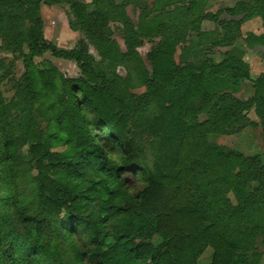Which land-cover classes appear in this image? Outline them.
Returning <instances> with one entry per match:
<instances>
[{
    "label": "trees",
    "instance_id": "trees-1",
    "mask_svg": "<svg viewBox=\"0 0 264 264\" xmlns=\"http://www.w3.org/2000/svg\"><path fill=\"white\" fill-rule=\"evenodd\" d=\"M41 3L69 4L68 26L84 38L69 49L46 39ZM184 8H200L199 1ZM226 12L232 18L219 22L221 35L197 23L193 43L182 39L184 28L172 17L145 13L135 24L115 0H0V49L23 65L10 78L12 96L0 90V163L27 177L25 195L12 205L22 241L16 256L0 248L3 264H68L60 233L70 242V264H201L207 247V264H262L264 163L208 135L247 125L264 133V72L250 78L233 55L210 57L253 17L263 31L248 33L244 43L264 46V0H236ZM201 18L218 19V12ZM109 22L121 25L124 50ZM157 36L147 68L136 47ZM45 52L73 61L79 74L66 76L47 59L35 62ZM1 61L0 86L14 59ZM249 79L253 94L236 97ZM250 109L258 122L248 118ZM46 112L54 124L42 131L35 113ZM133 177L141 183L130 192ZM76 226L88 244L71 238Z\"/></svg>",
    "mask_w": 264,
    "mask_h": 264
},
{
    "label": "rangeland",
    "instance_id": "rangeland-1",
    "mask_svg": "<svg viewBox=\"0 0 264 264\" xmlns=\"http://www.w3.org/2000/svg\"><path fill=\"white\" fill-rule=\"evenodd\" d=\"M84 1L89 2L90 0ZM186 1L187 0H115L116 3L123 5L126 16L135 24L138 22L139 18L141 19L142 15H145V13H148L146 19H150L153 16L172 17L178 22L179 26H183L182 28H184L182 39L185 37L186 41L193 43L199 39L196 31L192 29V26H195L197 23L200 30H205L209 33L211 30L217 29L218 35H221V24L219 22L221 19L232 18L226 12V8L233 6L236 0H198L200 8H196L193 11L186 10V8H184L186 6ZM92 6L93 5H91L90 8ZM68 7L69 4L66 3L59 4L58 6L45 5L42 6L40 14L42 17V27L44 25V36L49 40L59 42V44L64 47L73 46L76 38L83 37L80 32L76 35V37H74V34L68 28ZM216 12H218V19L201 18L204 13ZM239 17H237V19ZM194 19H197L198 21L195 23L188 22ZM182 21L189 23V25H182ZM108 28L112 33V38L116 40L120 49L124 50L125 46L122 39L121 25L109 22ZM262 31L263 29L258 17H253L241 22L238 36L235 38L234 42L230 46L217 45L211 48V59L213 62H217L222 58L221 52H227L242 62H245L250 78L256 77L261 72H264V46L256 44L253 47H248L244 43V38L248 35V33L259 34ZM207 36L213 37L215 34L211 33ZM159 38V36L153 39L145 38L142 40L141 44L136 47L137 52L144 59L147 68H150V66L146 60V54ZM24 50L26 51L25 46ZM90 50L91 53L97 57L92 47ZM173 56L176 63H178L181 57V50L179 46L175 48ZM3 57L14 59L12 73L2 81L0 86L3 96L8 99L13 94L11 87L12 80H10V78L13 80L17 79L23 72V65L20 58H16L15 55L11 54L9 51L0 49V62L3 61H1V58ZM41 59L49 60L66 76H76L79 73V69L73 61L54 57L49 52H45L41 57H36L35 62L40 63L39 61H41ZM117 71L119 73H123V69L121 67H117ZM252 94L253 88L251 86L250 79L241 83L239 89L234 92L236 97L243 100L248 99ZM247 115L250 120L257 121V117L255 116L253 110H250ZM35 120L37 128L42 131H47L48 128H51V123L54 124L52 121V114L49 112L44 113L43 116L39 113H35ZM243 128V130L240 129L241 131L235 134L221 136L218 139L210 136L209 139L211 142L218 141V143H224L246 155L258 154L264 163V133L262 132L260 126L247 125ZM62 148L63 145H58L53 149L59 150ZM26 181L27 177L20 176L19 173L14 172L10 168L8 170L6 165L0 163V248L6 250L8 249L14 256L17 255V251L20 247L19 244L22 241V230L14 217L12 205L13 202L25 195L22 191L23 187L21 184ZM56 232H58V228H56ZM82 234H85V231L81 226H76L75 231L72 230V233H70L71 238L79 243L84 242L79 239ZM56 239L62 251L63 258L68 264H70V254L68 248L70 247V242L68 236L60 233L56 236ZM211 252V249L207 247L199 256L197 261L201 264H207L210 260ZM2 257L3 255L0 251V264H3ZM65 260L63 261L65 262ZM260 263H264V252L260 256Z\"/></svg>",
    "mask_w": 264,
    "mask_h": 264
},
{
    "label": "crops",
    "instance_id": "crops-1",
    "mask_svg": "<svg viewBox=\"0 0 264 264\" xmlns=\"http://www.w3.org/2000/svg\"><path fill=\"white\" fill-rule=\"evenodd\" d=\"M46 4H44V3H41L40 4V14H41V8H42V6H45ZM46 6H58V5H56V4H53V5H46ZM68 20V19H67ZM68 23V22H67ZM68 25V24H67ZM68 28H69V26H68ZM70 29V28H69ZM70 31L74 34V37H76V35H78V31H73V30H71L70 29ZM43 35H44V25H43ZM45 37V36H44ZM46 38V37H45ZM82 38V37H81ZM81 38H76V40L74 41L75 43H74V45L73 46H69V47H64L63 45H60L59 44V42H55L54 40H50V41H52L53 43H55L58 47H61V46H63V47H61V48H65V49H69V48H72V47H74L76 44H77V42L81 39ZM47 39V38H46ZM49 40V39H48ZM118 72V71H117ZM119 73V72H118ZM79 74V73H78ZM77 74V75H78ZM119 74H123V73H119ZM76 75V76H77ZM250 110H252V109H250ZM249 110V111H250ZM252 121V120H251ZM254 122H258V119H257V121H254ZM252 126V125H251ZM244 129V128H243ZM243 129H241V130H243ZM241 130H239V131H237V132H234V133H229V134H209L208 135V141L209 142H211V140L209 139V137L210 136H213L215 139H218L219 137H221V136H225V135H231V134H235V133H238V132H240ZM212 143H216V144H221V145H223V146H225L226 148H229V149H232V150H236V149H233V148H231V147H229V146H227L226 144H224V143H218V141H215V142H212ZM236 151H238V150H236ZM238 152H240V153H242L241 151H238ZM242 154H244V153H242ZM244 155H246V154H244Z\"/></svg>",
    "mask_w": 264,
    "mask_h": 264
},
{
    "label": "clouds",
    "instance_id": "clouds-1",
    "mask_svg": "<svg viewBox=\"0 0 264 264\" xmlns=\"http://www.w3.org/2000/svg\"><path fill=\"white\" fill-rule=\"evenodd\" d=\"M133 179H134V185L132 187H130V189H129L130 192L135 191L141 183V180L139 178L133 177ZM79 239L84 241L85 243H87V241L89 240V235L88 234H82L79 237Z\"/></svg>",
    "mask_w": 264,
    "mask_h": 264
}]
</instances>
